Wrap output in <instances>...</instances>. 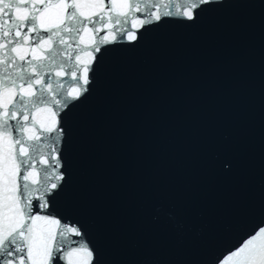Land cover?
I'll return each instance as SVG.
<instances>
[{
	"label": "water",
	"instance_id": "1",
	"mask_svg": "<svg viewBox=\"0 0 264 264\" xmlns=\"http://www.w3.org/2000/svg\"><path fill=\"white\" fill-rule=\"evenodd\" d=\"M205 9L102 46L61 114L56 214L96 264H212L264 220V0Z\"/></svg>",
	"mask_w": 264,
	"mask_h": 264
},
{
	"label": "snow or ice",
	"instance_id": "2",
	"mask_svg": "<svg viewBox=\"0 0 264 264\" xmlns=\"http://www.w3.org/2000/svg\"><path fill=\"white\" fill-rule=\"evenodd\" d=\"M213 3L0 0V264H96L81 227L56 214L65 180L61 114L89 92L102 46L134 43L165 18L195 22ZM212 264H264V220Z\"/></svg>",
	"mask_w": 264,
	"mask_h": 264
}]
</instances>
